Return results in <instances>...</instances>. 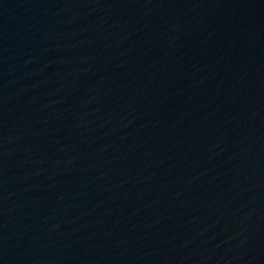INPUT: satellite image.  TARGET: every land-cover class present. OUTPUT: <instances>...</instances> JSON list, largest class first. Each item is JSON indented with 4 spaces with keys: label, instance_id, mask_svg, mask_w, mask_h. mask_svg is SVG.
Here are the masks:
<instances>
[{
    "label": "water",
    "instance_id": "water-1",
    "mask_svg": "<svg viewBox=\"0 0 264 264\" xmlns=\"http://www.w3.org/2000/svg\"><path fill=\"white\" fill-rule=\"evenodd\" d=\"M0 264H264V0H0Z\"/></svg>",
    "mask_w": 264,
    "mask_h": 264
}]
</instances>
